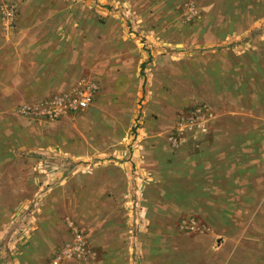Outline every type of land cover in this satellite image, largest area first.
Masks as SVG:
<instances>
[{
  "label": "rangeland",
  "instance_id": "obj_1",
  "mask_svg": "<svg viewBox=\"0 0 264 264\" xmlns=\"http://www.w3.org/2000/svg\"><path fill=\"white\" fill-rule=\"evenodd\" d=\"M0 22L76 68L0 100V264H264V0H0ZM82 80L86 108L25 111Z\"/></svg>",
  "mask_w": 264,
  "mask_h": 264
},
{
  "label": "crops",
  "instance_id": "obj_2",
  "mask_svg": "<svg viewBox=\"0 0 264 264\" xmlns=\"http://www.w3.org/2000/svg\"><path fill=\"white\" fill-rule=\"evenodd\" d=\"M12 35L14 34L5 32L0 22V100L14 101L19 98H30L35 94L46 92L49 87L60 88L75 76L76 68L73 67L72 63L73 54L64 55L57 52L53 47H49L48 44L45 46L42 43V38L38 36L28 35L22 41H15L12 39ZM62 58H64V64L58 63ZM66 60L70 61L68 65L65 63ZM225 129L229 128H224L220 123H214L209 131L216 134L217 132H225ZM232 132L235 133L234 130ZM213 143L215 141L207 143V145H213ZM211 154L220 156L215 151ZM234 179L235 177L232 180ZM223 192L231 196L227 202L234 204L237 191L234 188H225ZM208 194L220 196L222 193L220 190L213 191L209 188ZM201 195L204 196L205 193ZM201 201L202 206L215 204L213 199L210 200L209 198Z\"/></svg>",
  "mask_w": 264,
  "mask_h": 264
},
{
  "label": "built area",
  "instance_id": "obj_3",
  "mask_svg": "<svg viewBox=\"0 0 264 264\" xmlns=\"http://www.w3.org/2000/svg\"><path fill=\"white\" fill-rule=\"evenodd\" d=\"M8 13L10 14L11 12ZM96 89L97 86L93 82L82 80L68 90L52 94L51 97L39 105L27 106L25 111L59 116L66 111L83 109L90 104Z\"/></svg>",
  "mask_w": 264,
  "mask_h": 264
}]
</instances>
